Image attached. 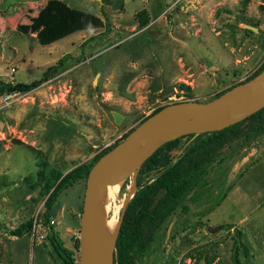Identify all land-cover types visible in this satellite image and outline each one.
I'll return each instance as SVG.
<instances>
[{
  "label": "rangeland",
  "instance_id": "1",
  "mask_svg": "<svg viewBox=\"0 0 264 264\" xmlns=\"http://www.w3.org/2000/svg\"><path fill=\"white\" fill-rule=\"evenodd\" d=\"M65 7L107 26L40 45L35 33ZM263 59L264 0H0V81L28 83L55 65L34 88L0 94V264H60L39 241L45 230L10 234L41 219L52 173L88 162L157 106L212 98ZM116 184L104 215L117 220L131 176ZM84 186L62 191L49 218L71 249ZM236 230L240 262L264 264V134L208 166L136 263L232 264Z\"/></svg>",
  "mask_w": 264,
  "mask_h": 264
},
{
  "label": "trees",
  "instance_id": "2",
  "mask_svg": "<svg viewBox=\"0 0 264 264\" xmlns=\"http://www.w3.org/2000/svg\"><path fill=\"white\" fill-rule=\"evenodd\" d=\"M115 1L121 3V0ZM146 22L147 19L141 10L137 26L141 28ZM102 26H107V22L102 21L98 16L80 9L65 7L43 22L35 33V38L40 45H48L73 32L96 30ZM57 63H61V60L59 59ZM263 68L264 59L248 77L219 90L212 98L231 86L251 78ZM53 69L55 65L47 68L38 80L28 83L0 81V94L32 89ZM162 106H157L148 115ZM148 115L141 118L137 124ZM132 128H129L113 143L99 150L88 162L77 164L63 174L52 173L51 184L45 183L46 197L43 200L41 215V220L45 225V244L60 264H77L74 252L77 250L78 241L75 238L73 249L67 248L52 225L48 223L58 195L75 182L84 181L90 166ZM260 134H264V106L222 129L181 135L156 148L141 163L136 173L135 190L125 205L118 227L113 264H137L136 254H142L147 249L156 230L169 215L175 212L183 197L193 188L208 166L226 148L244 144L250 138ZM177 148H180L179 152L175 155L171 154ZM31 220L28 218L21 222L11 230L10 234L20 236L28 232L31 228ZM222 226L229 227V224ZM235 235L231 262L242 264L238 259L237 249L240 247L246 252V248L239 240L240 232L236 230Z\"/></svg>",
  "mask_w": 264,
  "mask_h": 264
},
{
  "label": "water",
  "instance_id": "3",
  "mask_svg": "<svg viewBox=\"0 0 264 264\" xmlns=\"http://www.w3.org/2000/svg\"><path fill=\"white\" fill-rule=\"evenodd\" d=\"M264 106V68L205 101L167 103L135 125L89 168L79 216L77 264H113L115 239L125 205L135 190L141 163L166 141L181 135L222 129ZM119 117L114 114V121ZM131 176L130 197L124 198L115 230L103 223L102 189Z\"/></svg>",
  "mask_w": 264,
  "mask_h": 264
},
{
  "label": "bare ground",
  "instance_id": "4",
  "mask_svg": "<svg viewBox=\"0 0 264 264\" xmlns=\"http://www.w3.org/2000/svg\"><path fill=\"white\" fill-rule=\"evenodd\" d=\"M116 191H117V184H107L103 187L102 196H103V213L104 214H105V211L109 208V203L114 198ZM104 214H103V223H104L105 229L108 234H112L117 224L116 217L107 218L105 217Z\"/></svg>",
  "mask_w": 264,
  "mask_h": 264
},
{
  "label": "built area",
  "instance_id": "5",
  "mask_svg": "<svg viewBox=\"0 0 264 264\" xmlns=\"http://www.w3.org/2000/svg\"><path fill=\"white\" fill-rule=\"evenodd\" d=\"M48 223L52 224L53 220L49 219ZM44 227H45V225L42 222V220L41 219L39 220V218H36V216H35L33 218V220H31V228L28 232H30L31 236H34L35 234H38V232L40 230H42V232H43L45 230ZM44 238H45V232L43 234H40L39 241H42Z\"/></svg>",
  "mask_w": 264,
  "mask_h": 264
}]
</instances>
